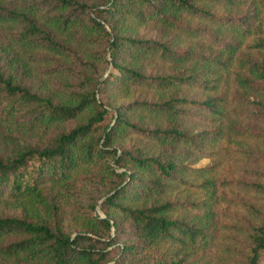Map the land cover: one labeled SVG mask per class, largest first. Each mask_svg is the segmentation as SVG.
<instances>
[{
  "label": "trees",
  "instance_id": "16d2710c",
  "mask_svg": "<svg viewBox=\"0 0 264 264\" xmlns=\"http://www.w3.org/2000/svg\"><path fill=\"white\" fill-rule=\"evenodd\" d=\"M4 200L0 264H264V0H0Z\"/></svg>",
  "mask_w": 264,
  "mask_h": 264
},
{
  "label": "rangeland",
  "instance_id": "374dc122",
  "mask_svg": "<svg viewBox=\"0 0 264 264\" xmlns=\"http://www.w3.org/2000/svg\"><path fill=\"white\" fill-rule=\"evenodd\" d=\"M137 36L142 37H151V38H162V31L159 30L157 27L153 26L150 23H144L137 26L136 30ZM43 67V65H41ZM114 71V69L108 68L104 72L103 76H106L108 71ZM131 143H139V144H146L147 142L143 140L140 136L132 134L130 135L124 142H122L123 145H129ZM229 147H239L237 144H228ZM251 148H254L256 152L261 153V146L258 142H252L250 143ZM222 160L221 168H223L222 175L226 176L227 178H233V179H241V180H254L255 177V171L257 169H261L263 166L260 163V160L253 163H244L242 162V157L235 155L234 153H227L226 155H220L216 160ZM211 162L210 158L208 157H202L200 158L195 164L196 165H204L209 164ZM250 171V172H248ZM226 195L229 198H232L233 200L229 202H224L221 205V210L226 213V218H230L232 216H241L242 212L240 210L239 201H248V202H254L256 199V196L252 192H247L244 194L241 190H236V188H232V190H229L226 192ZM101 200V199H100ZM97 212L100 215H104V213L101 211L99 207H97ZM0 211H7V212H17L15 205L10 201H0ZM71 214V211L69 208H67L66 217H69ZM224 216V215H223ZM232 220V219H231ZM74 227L71 228L72 232L74 231ZM113 233V232H112ZM237 245V243H235ZM220 247V248H219ZM223 243L220 241L218 244V248L216 249V253L218 256V264H225L222 262L221 257L223 256ZM237 249H240V246H236ZM220 257V258H219Z\"/></svg>",
  "mask_w": 264,
  "mask_h": 264
}]
</instances>
